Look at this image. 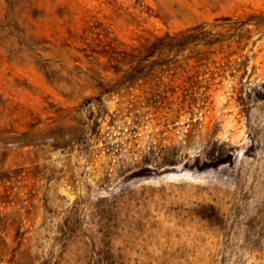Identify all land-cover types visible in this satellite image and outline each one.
<instances>
[{
  "label": "rangeland",
  "instance_id": "rangeland-1",
  "mask_svg": "<svg viewBox=\"0 0 264 264\" xmlns=\"http://www.w3.org/2000/svg\"><path fill=\"white\" fill-rule=\"evenodd\" d=\"M245 98L264 0H0V264H264ZM215 122L231 161L197 168Z\"/></svg>",
  "mask_w": 264,
  "mask_h": 264
},
{
  "label": "bare ground",
  "instance_id": "bare-ground-1",
  "mask_svg": "<svg viewBox=\"0 0 264 264\" xmlns=\"http://www.w3.org/2000/svg\"><path fill=\"white\" fill-rule=\"evenodd\" d=\"M254 105L256 110L259 112L257 113L258 116H262V112L264 109V102H257L254 103L253 101H249L247 98L243 99L242 106H240L241 110L249 109ZM209 108H213L214 111L212 114H216L219 112V115L221 118H224V114L227 113V111L231 108H235V106L227 105L226 101H215L212 105L209 106ZM259 118V117H258ZM218 124L212 123L208 128H203L199 132V138L195 142L196 147H202L207 149V158H204L200 163H198L196 166L197 168H207V167H215L219 164L230 162L231 161V149L233 147L232 143H229V140H232L236 137L234 132H232L235 129V126L231 125L230 122H227L223 126V133L225 134V142L221 141L218 142L216 138L214 137V134L216 133L218 129ZM255 132L260 134V137L257 139L258 143L264 142V125L258 124L255 126ZM252 132V135L255 133ZM252 137V136H251ZM228 138V143L227 142ZM255 143L253 141H246L241 143V147L245 148V151L247 153H250L254 148ZM228 167V164H222L220 166L221 169H226ZM262 193V190H260ZM249 194L252 196L254 195L251 189L249 190ZM254 209L252 214L248 215L246 222L249 224V230L259 231L264 233V199H262V195L260 198L257 197V200L254 204ZM248 230V229H247Z\"/></svg>",
  "mask_w": 264,
  "mask_h": 264
},
{
  "label": "trees",
  "instance_id": "trees-1",
  "mask_svg": "<svg viewBox=\"0 0 264 264\" xmlns=\"http://www.w3.org/2000/svg\"><path fill=\"white\" fill-rule=\"evenodd\" d=\"M171 37L170 34L166 33L164 36L156 37L155 42H160L159 46H156V51L164 50L167 46L164 44L166 38Z\"/></svg>",
  "mask_w": 264,
  "mask_h": 264
}]
</instances>
